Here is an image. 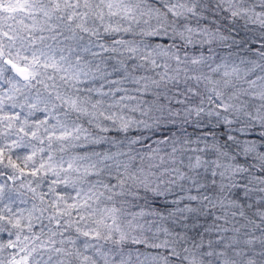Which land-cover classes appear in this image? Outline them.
I'll return each instance as SVG.
<instances>
[{"label":"snow or ice","instance_id":"snow-or-ice-1","mask_svg":"<svg viewBox=\"0 0 264 264\" xmlns=\"http://www.w3.org/2000/svg\"><path fill=\"white\" fill-rule=\"evenodd\" d=\"M0 264H264V0H0Z\"/></svg>","mask_w":264,"mask_h":264}]
</instances>
